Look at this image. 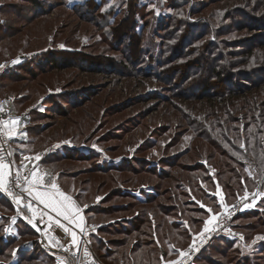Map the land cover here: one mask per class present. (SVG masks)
I'll return each mask as SVG.
<instances>
[{
  "label": "rangeland",
  "instance_id": "obj_1",
  "mask_svg": "<svg viewBox=\"0 0 264 264\" xmlns=\"http://www.w3.org/2000/svg\"><path fill=\"white\" fill-rule=\"evenodd\" d=\"M29 1L0 0V5H6V11L0 13V21L4 20L7 22L6 27L15 29L14 35L8 37V33L4 32L5 27L0 28V75L8 67L22 63L24 57L49 50L74 52L75 55L69 60L74 66L68 68L67 59L61 55L58 64L45 66L43 71L38 70L35 75L23 72L25 76L20 78L21 82L9 85L7 92L0 93L1 102L4 101V107L11 111L22 114L31 111L35 119L41 115L33 124L38 128L33 143L34 151L43 157L47 155V158L51 155H68L60 158V163L49 164L50 169L60 173L64 171L67 178H75L72 181L66 180L68 186L75 187V192L85 185L88 208L102 209L121 205L128 208L112 210L116 212L112 217L95 215L91 221L88 220L89 223L107 227L110 220L114 225L113 220L131 219L146 209L150 217L148 225L153 228L161 226L156 236L159 240L154 243L159 251L168 253L162 259L161 255L157 256L156 259L160 260L154 264L164 260L167 263L171 260L178 262L183 256L180 253H185L206 233L205 221L216 215V219L208 225L209 230L240 198L246 196L245 193H254L259 187V176L256 173L259 166L255 164L253 146L255 150L259 149L256 143L261 142L263 150L259 152H264V139L258 137L255 143L252 137L247 141V133L256 131L257 127L249 125L243 129L245 113H237L239 122L237 119L236 122L229 121L228 109L216 115L213 113L214 104L204 102L203 97L197 98L201 100L191 97L183 100L184 93L197 91L195 86L186 85V82L175 85L171 80V71H167L163 75L167 79L161 81L150 70L153 68L152 62L149 63L150 57L159 58L160 49H169L173 45V49L166 51L171 55L188 48L179 47L180 34L185 28L182 27L176 35L173 32L176 29L175 23L172 26L169 24V16L178 13L167 7L171 6L169 0L138 1L139 15L137 20L134 18L133 24L144 37L141 43L144 62L137 61L142 52L136 51L135 42L131 47L134 54H130L129 50L126 52L130 42L127 37L118 36L115 41L110 36L113 27L118 25L121 28L120 21L125 16L129 18V6L126 7L129 0H97L102 5V11L99 9L97 13L96 9L77 7L78 3L85 0H67L68 5H62L58 0H37L43 9L31 5ZM192 2V17H186L191 21H201V16L194 17V11L199 8V14L211 17V22L218 24L220 29L225 25L232 26L233 23L229 32L218 37L220 41H246L253 37L264 39V28L259 29L253 23V19H264V11L258 4L241 6L250 9V14L256 18L243 19V27L237 28L234 15L238 12V0H189L186 6L189 7ZM186 10L182 7L179 11L180 19ZM161 21L162 28H158ZM130 22L125 26L128 27ZM207 40L204 38L198 43ZM224 46L228 53L226 58L231 63L236 62L240 69H254L264 65V45H257L249 60L246 57L245 66H241L244 58L241 57L237 62L239 56L236 58L231 54L238 51L237 46ZM132 59L137 61L134 65ZM227 61L224 59L223 63ZM197 64L202 69L206 67L203 59H197ZM136 67L144 68L143 72L136 71ZM233 67L235 65L231 70ZM223 86L219 85L216 89L226 91ZM8 92L21 94L11 97ZM174 92H178V98L172 97ZM28 93L33 96L22 102V95ZM49 96L58 101L62 99L70 107L65 109L59 103L56 108ZM167 98L169 101L165 100ZM49 105L53 108L48 109ZM216 106L221 107L220 104ZM246 121L248 123V119ZM235 127L240 128L239 132L234 133ZM261 128L264 129V125ZM201 133L204 134L201 136ZM198 145H201V151L196 150ZM230 157L236 158L235 161H230ZM178 158L181 162L176 163ZM208 159H212L210 163ZM173 162L174 166H171ZM240 163L242 167H238ZM134 167L139 169L138 173L132 170ZM151 169L153 171L150 172ZM155 170L158 174L164 172V178L155 174ZM218 172L222 173L221 177ZM240 172L242 176H239ZM152 187L158 189L155 192L158 195L156 205L146 206L130 198L138 197L142 191L152 192ZM130 204L133 205L126 206ZM221 204L227 207H221ZM207 209H212V212L209 213ZM257 210L264 213V198L256 206ZM2 213L10 216V212L2 210L0 206ZM125 221H120L119 225ZM257 223L256 218L234 220L232 228L244 234L245 244L235 238H228L227 241L235 244L232 251L238 249L237 253L240 250L244 255H252L257 246L264 245V241L256 239L264 236V225L252 226ZM121 236L114 234L110 237L98 233L95 236L96 246L101 237L105 239L106 245L108 239H119ZM216 242L215 246L223 243ZM102 261L105 264L111 263L108 259Z\"/></svg>",
  "mask_w": 264,
  "mask_h": 264
},
{
  "label": "trees",
  "instance_id": "obj_2",
  "mask_svg": "<svg viewBox=\"0 0 264 264\" xmlns=\"http://www.w3.org/2000/svg\"><path fill=\"white\" fill-rule=\"evenodd\" d=\"M23 1H29V0H23ZM60 4L67 5L69 2L67 0H58ZM138 1L139 0H129L128 3L126 2V7L129 6V11H127V15L129 13V18L125 16V19L123 18L119 25H121V28H118V25L116 27H113V31L110 32V36L112 37L111 40H116V37L124 35V37H127L129 39V46L126 49V52L130 54H134V51L131 49L133 46V43L135 42L136 45V51L138 53H141L139 57H137V61L144 62V50L141 47V43L144 42V37L139 32L138 29H136V26L134 23V18L136 17V20L138 18ZM171 2V6L168 5L167 7L169 9H175V11H181L182 7H185L187 10L185 11L184 17L178 16V13L175 16L170 15V25H173V22L176 25L175 32L177 33L181 30V28H185L182 31L181 38H180V46L182 48H188L186 50H183V52H179L177 54H171L166 51H169V49H173V45L169 46V49L162 48L160 49V55L159 58H155L154 56L150 57V62L153 65V68L150 70H153L155 72V76L159 80H166V76L163 77V75L167 74V71H171V76L173 79H171L175 85L182 84L186 82V85H192L195 86L197 91L191 93H184L183 94V100H186V98L191 97L194 100H201L197 99L204 98L202 100H205L204 102H211V104H214L213 107H215V113L221 114L225 111V109H228V120L233 121L238 118L237 113H245L244 120L245 124L243 125V129L249 125H255L257 127L256 131L247 133L246 139L247 141L251 140L252 137H254L255 143L258 141V137H262L264 139V129L261 128L264 125V65L254 68V69H240L238 65H236L234 62L231 63L230 59H227L228 53L226 52L225 45H235L238 47V53H231L234 56H236V61L238 62L240 58H244L245 61H243L241 66H245L247 63V60L252 56L253 50L257 47V45H264V39L259 38L258 40L253 38H248L246 41L236 40V41H220L218 37L222 34H225V32H229L230 29H232L231 25H225L223 26V29H220V26L218 24L214 25L211 22V17H208L206 15L199 14V8L194 11V17L201 16V21L194 22L186 17H192L193 8L191 6L192 3H190V6L187 7L186 5L189 3V0H169ZM219 1V0H214ZM31 5H35L36 7L43 9L41 7V3H39L37 0H30L29 1ZM258 4L262 11H264V0H238V7L236 8L238 12L234 15L236 17V24L235 27L241 28L243 27L242 20H252L253 17L250 14V9L244 8L241 6L248 5L252 6V4ZM129 4V5H128ZM77 7L80 9L87 8L90 9H96L97 12L102 11V5H100L97 0H85L84 2L78 3ZM199 7V4H198ZM112 9V8H110ZM6 11V5L2 6L0 5V13H4ZM83 11V10H82ZM251 15V16H250ZM118 15L115 16L116 19ZM127 18V19H126ZM141 20L143 17H140ZM133 19V20H132ZM198 19V18H197ZM127 20V21H126ZM233 20V19H232ZM254 26L257 28H264V19H253ZM129 21L130 25L127 27L125 24H127ZM7 22L4 20L0 21V28L5 27L4 32L5 34L8 33V37H12L14 35L15 29H11L8 26L6 27ZM162 21L159 23L158 28H162L161 26ZM259 26V27H258ZM120 27V26H119ZM165 28V27H164ZM163 28V29H164ZM124 29V30H123ZM159 31H162V29ZM12 32V33H10ZM10 33V34H9ZM160 34V33H159ZM169 35H171L169 33ZM174 35V36H176ZM115 36V37H114ZM173 36V37H174ZM190 38V40H189ZM204 38H208L207 41L201 40ZM183 40V41H181ZM139 43V44H138ZM178 46V44H177ZM163 47V45H161ZM223 49V51H222ZM245 49V50H244ZM179 50V49H178ZM214 53L216 55H214ZM61 55L62 58L67 59V63H69V60L73 57L74 52L68 51V50H60V51H53L49 50L46 52L39 53L37 55L33 56H26L24 57V61L20 64H15L7 69H5L4 73L0 75V93L5 92L9 85L14 83H19L22 80L20 78H24L25 75H23V72L25 74H32L35 75V72L43 71L45 66H54L55 63H57L58 60L61 61ZM129 55V54H128ZM133 56V55H132ZM20 57V56H19ZM134 57V56H133ZM247 57V60H246ZM21 58V57H20ZM56 58V59H55ZM70 58V59H68ZM130 57L128 56V59ZM228 60L226 63H223L224 59ZM185 59V60H184ZM197 59L204 60L206 62L205 69H202L199 67V64H197ZM243 59V60H244ZM242 60V59H241ZM135 59H132V65H134L137 62ZM6 66H9V63L5 64ZM151 65V66H152ZM235 65V68L233 67V70H231V67ZM72 63L68 64V68H71ZM56 67V66H55ZM239 67V68H238ZM142 69L144 68L140 67L136 71L143 72ZM240 69V70H238ZM187 71V73H185ZM182 74V75H181ZM150 75V74H149ZM181 75V77L179 76ZM7 80V81H6ZM225 84H227L225 86ZM225 86L226 91L224 89H216L218 86ZM45 86V85H43ZM223 86V87H224ZM236 87V89H234ZM34 88V87H33ZM200 89V90H198ZM34 93V89L32 90ZM7 92V91H6ZM9 93V92H8ZM21 93H9L11 97H15V95L19 96ZM177 94V95H176ZM190 94V95H189ZM33 96V94H23L21 101L26 102L29 100V96ZM180 96V95H179ZM172 97L178 98V92H174V95L172 93ZM49 98H52V96H49ZM221 98V99H220ZM60 99L52 98L51 102L54 103L57 106L59 103L64 106L65 109H68L70 107V104L68 105L67 102H63ZM166 101H169V99H165ZM61 101V102H60ZM85 104H82L80 108H82ZM216 104H220L221 107H217ZM49 108H53L51 105L48 106ZM30 117H31V125L28 127V133L31 137H33L32 143H34L35 139L37 138L38 128L37 125H33L35 120H39V118L35 119L34 113L30 111ZM226 114V113H225ZM38 116V115H37ZM43 116H49V114H43ZM248 119V123L247 120ZM237 122L238 119H237ZM36 126V127H35ZM260 127V130L258 132V128ZM239 127L233 128L234 133L236 131L239 132ZM244 131V130H243ZM249 132V131H247ZM204 133H201V136ZM212 142V140H211ZM264 142V140H263ZM214 145V142L213 144ZM248 145V144H247ZM256 146L259 147V149L255 150V147L253 146V151H255L256 157H255V164L259 166V169H257L256 173L259 176V184L257 186L260 187V192L264 193V168L260 169L261 167H264V152H261L263 148L261 147V142L258 141V144L256 143ZM201 145L196 146V150L198 151L200 149ZM262 149V150H261ZM259 150H261L259 152ZM77 151V150H75ZM201 151V150H199ZM241 151V150H240ZM252 151V152H253ZM227 152V151H226ZM242 152V151H241ZM243 153V152H242ZM203 154V153H202ZM68 155H51V157L46 159V164L51 163H60V158H66ZM225 156V155H224ZM78 158H85L84 156H79ZM213 158V157H212ZM236 159V158H235ZM234 158L230 157V161L234 162ZM209 163L211 162L212 159ZM181 162V160L176 161V163ZM174 162L171 164L173 165ZM177 166V164H175ZM238 167H242V164H238ZM130 168V167H128ZM99 170V169H97ZM101 170H106L102 168ZM132 170H135L136 173L139 172V169L134 167ZM146 170V168H145ZM150 172L153 171L152 169L149 170ZM154 173L156 174L157 171L155 170ZM221 172H218V175L221 177ZM138 176L140 174H137ZM157 175L160 178H164V172ZM61 176H67L64 174V171L61 173ZM163 176V177H162ZM239 176H242V173H239ZM71 179H74L70 176ZM80 187L79 191L77 192V199L79 203L82 206H87L86 215L88 217V220L91 221L95 215H107L112 217L115 215L116 212L112 210H116V208H120L124 210L125 206L121 207H113V206H107L101 208L97 207H90L87 205L89 202L85 201V194L86 189ZM146 188V187H142ZM152 192H144L142 191L138 197H132L131 199H134L138 201L139 203L150 206L155 204L158 199V195L155 193L157 188L152 187ZM122 194V193H121ZM126 194V193H125ZM5 199V204L1 207L4 208L2 210L9 211L8 206L10 205L11 200L7 198L5 194H0V201L3 199V196ZM124 195V193H123ZM264 198V195H259L258 198L251 204L253 206L247 207L238 217L239 219H250V218H256L258 220L257 224H253L252 226H260L259 224L264 225V213H259V211H255L256 206L262 202ZM133 204L126 205V206H132ZM5 206V207H4ZM156 206L155 208H157ZM128 208H125L127 210ZM261 216V217H260ZM263 216V217H262ZM148 218L150 220V217H148V214L146 212V209L141 210L140 213L132 217L131 219H115L112 221L110 220L108 223V226L105 227H99L97 232L93 235V246L94 249L98 255V257L101 260L108 259L111 261L112 264H154L155 261H158L160 259H156L157 256L161 255V259L164 256H168V253H165V251L161 250L159 251L157 245L154 243L155 240H159L158 237H156L157 231L159 233V228H161L160 225L153 226L148 225ZM122 220H126L124 223L119 225V222ZM13 221H10L8 218L0 219V264H51L56 263L55 257L52 254L46 261L40 260L41 255L46 253L43 248L40 246V232L33 228L31 224L21 222L18 225L19 230V237H7L5 236L6 228L12 224ZM116 225V226H115ZM100 233L102 235H109L110 237L114 234L117 235H123L120 238H112L108 239L105 245L104 240L101 237L100 243L97 244L95 242V236ZM156 237V238H154ZM154 238V240H151ZM228 238L232 239L231 237H220L215 239L208 247L205 249L199 257L195 260L199 261L200 264H230L234 262V264H264V245L257 246L255 248V251L253 254L258 253L257 255H244L240 250L237 253V251H232L235 249V244L231 243ZM32 241L35 246V251L32 254L25 253L22 248L23 246L29 242ZM221 242L218 246H215V242ZM216 242V243H217ZM43 249V250H42ZM207 251L209 254H207ZM101 252V253H99ZM232 252L235 254L231 255ZM15 253V255H13ZM47 254V253H46ZM43 256V255H42ZM15 260H17V263H15ZM194 262V263H195ZM236 262V263H235ZM108 264H111L110 262H107Z\"/></svg>",
  "mask_w": 264,
  "mask_h": 264
},
{
  "label": "built area",
  "instance_id": "obj_3",
  "mask_svg": "<svg viewBox=\"0 0 264 264\" xmlns=\"http://www.w3.org/2000/svg\"><path fill=\"white\" fill-rule=\"evenodd\" d=\"M7 113L0 108V120L7 121ZM11 153V155H9ZM0 156L4 157V162L11 165V175L15 176L19 171L21 176V184H24L23 177L28 176L31 179V172L34 171L33 167H26L20 161H17L15 152L13 150L10 139L6 133V126L0 124ZM13 191L20 194L24 201L28 200L27 193L21 192L19 188H13ZM254 193H261L260 187H258ZM253 192L247 196L240 198L225 214L224 217L219 219L214 225L188 250L184 253L177 264H194L199 255L207 249V247L217 238L231 237L235 238L241 244H245V236L242 232L234 231L232 223L247 207L246 205L252 204L259 196V194L253 197ZM6 195V194H5ZM7 196V195H6ZM7 198L12 200L11 197ZM14 203V202H13ZM33 206H37V203L32 201ZM229 213L231 215H229ZM66 227L64 221H60ZM99 225L94 223H87L82 229L76 231L77 240L79 242V249L75 247L70 248V252H65L64 247L71 246V234L70 231L66 233L60 225L57 223L51 226L50 234L45 237L42 231H40V242H48V250L54 255L57 264H70L74 261L72 252L76 253V257L79 258V264H105L97 255L93 246V235L99 229ZM54 237L60 238V244H56ZM63 245V247L61 246ZM87 249L89 255H84V250ZM165 264V263H164Z\"/></svg>",
  "mask_w": 264,
  "mask_h": 264
},
{
  "label": "crops",
  "instance_id": "obj_4",
  "mask_svg": "<svg viewBox=\"0 0 264 264\" xmlns=\"http://www.w3.org/2000/svg\"><path fill=\"white\" fill-rule=\"evenodd\" d=\"M0 100V108L7 113V121H17L16 124L9 123L6 126V133L10 139V142L12 144L13 150L16 155V159H20V161L24 166L29 167L33 166L35 174L37 177H42L43 182L45 184L55 183L60 191L64 192L66 195L70 196L72 198V203L70 205L72 214L75 217L72 223H69L68 220L64 219L63 217H56L54 212H49L48 209H44L42 204L37 203V206H33L37 210V214L35 217H33V214L28 210V208L25 206L24 203L17 206L12 201L10 205L8 206L10 216L6 215L5 213L0 214V219L8 218L10 221H13V218H15V221L12 222L11 225H9L6 228L5 236L7 237H19V230L18 225L21 222H27L28 219H32L33 223H36L40 229V231L43 232V234L48 236L50 234L51 226L56 224V220L64 221L66 223V227L71 232H76L79 229H82L88 222V217L86 215L87 207L82 206L78 199H77V192H75V187L68 186L66 180L72 179L67 176H61L60 172H54L52 169H50V165L46 164V158L47 155L44 157L34 151L32 143L33 137H31L28 133V127L31 125V117L28 112L25 113H18L14 110L6 109L5 105ZM5 106V107H4ZM26 133V135H25ZM53 153L55 151H52ZM51 152V153H52ZM27 158V159H25ZM50 191H55V189H49ZM3 196V195H2ZM5 197L3 196V199L0 201V206L2 207L5 204ZM22 201L24 199L21 197ZM5 207V206H4ZM4 209V208H2ZM40 213H44L43 219L40 217ZM49 216H51L53 219L51 222L49 221ZM28 223V222H27ZM48 242H40L41 248L44 249L43 256L41 255L40 260H47L52 253L48 250ZM42 249V250H43ZM22 250L25 253L32 254L35 251V246L32 241L27 242ZM50 255V256H49ZM169 262H176L174 260H171ZM169 262H162L160 264H169ZM15 263H17V260H15ZM53 264H55L53 262Z\"/></svg>",
  "mask_w": 264,
  "mask_h": 264
},
{
  "label": "snow or ice",
  "instance_id": "obj_5",
  "mask_svg": "<svg viewBox=\"0 0 264 264\" xmlns=\"http://www.w3.org/2000/svg\"><path fill=\"white\" fill-rule=\"evenodd\" d=\"M2 67V65H0ZM12 123L16 124L17 121H4L0 120V124H3L7 126V124ZM26 135V133H25ZM241 148L244 147L243 144L240 145ZM11 155V153H9ZM27 159V158H25ZM11 165L4 162V157L0 156V194H6L8 197H11L14 204L19 206L22 203L25 204V206L28 208V210L33 214V217L37 214V210L33 207L32 201H36L39 204H42L44 209H48L49 212H54L56 217H63L64 219L68 220L69 223H72L74 220V216L72 214L71 210V203L72 198L68 195H66L64 192L60 191L57 185L53 182L50 184H45L43 182L42 177H37L35 174V171L31 172V179H29L28 176L23 177L24 184H21V176L19 171L16 172L15 176L11 175ZM13 188H19L21 192L27 193L28 200L22 201L21 196L19 193L13 191ZM55 189V191H50L49 189ZM264 195V193H254L253 197L255 195ZM247 196V193H245ZM253 205L248 204L246 207H251ZM201 207H204L203 204H201ZM221 207L226 208L227 205L221 204ZM209 213L212 212V209H207ZM41 219H43L44 213L39 214ZM229 215H231L229 213ZM53 218L49 216V221L51 222ZM216 219V215H213L211 219L205 221V227L204 232L208 231V225L213 222V220ZM13 221H15V218H13ZM29 224L32 225L33 228H37V230H40L38 228V225L36 223H33L32 219H28L27 221ZM56 223L60 225L64 229L66 233H68L70 230L65 227L63 224L60 223V220H56ZM203 235V233H201ZM256 239L264 241V236H259ZM55 243L60 244V238L54 237ZM63 247V245H61ZM75 247L77 250L79 249V242L77 240V233L71 232V246L70 247H64L65 252H70V248ZM181 255H184L183 252L180 253ZM15 255V253H13ZM71 255L75 258L73 262H70V264H79V258L76 257V253L72 252ZM84 255H89L88 250H84ZM61 264H64L63 261H61ZM169 264H177V262H169Z\"/></svg>",
  "mask_w": 264,
  "mask_h": 264
},
{
  "label": "water",
  "instance_id": "obj_6",
  "mask_svg": "<svg viewBox=\"0 0 264 264\" xmlns=\"http://www.w3.org/2000/svg\"><path fill=\"white\" fill-rule=\"evenodd\" d=\"M39 231V230H38ZM40 232V231H39Z\"/></svg>",
  "mask_w": 264,
  "mask_h": 264
}]
</instances>
